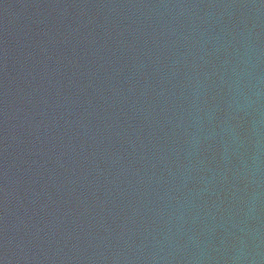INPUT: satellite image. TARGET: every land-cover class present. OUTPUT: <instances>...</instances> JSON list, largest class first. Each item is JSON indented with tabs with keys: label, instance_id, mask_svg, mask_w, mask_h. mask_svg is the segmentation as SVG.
I'll return each mask as SVG.
<instances>
[{
	"label": "water",
	"instance_id": "1",
	"mask_svg": "<svg viewBox=\"0 0 264 264\" xmlns=\"http://www.w3.org/2000/svg\"><path fill=\"white\" fill-rule=\"evenodd\" d=\"M0 264H264V0H0Z\"/></svg>",
	"mask_w": 264,
	"mask_h": 264
}]
</instances>
